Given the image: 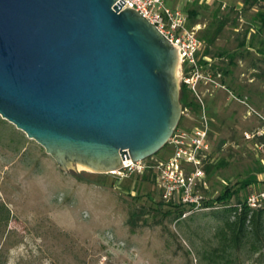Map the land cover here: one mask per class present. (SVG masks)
<instances>
[{"label": "rangeland", "instance_id": "obj_1", "mask_svg": "<svg viewBox=\"0 0 264 264\" xmlns=\"http://www.w3.org/2000/svg\"><path fill=\"white\" fill-rule=\"evenodd\" d=\"M220 5L218 18L228 13L230 22L212 53L234 52L245 32L256 31L253 46L248 52L237 50L243 58L235 60L223 79L235 87L239 101L226 94L219 79L197 83L208 107L207 162L213 165L208 176L204 172L206 189L201 193L209 201L229 188L234 204L236 197L245 201L264 187V28L252 24L253 12L241 11V0L205 1L197 4L198 16L190 20V27L199 26V38ZM184 114L179 128L199 125L197 113ZM5 123L7 130L0 129V206L9 219L5 223L0 218V264H205L198 253L214 243L220 210L192 212L162 203L147 174L117 180L86 169L65 172L37 143ZM13 134L22 139L23 149ZM169 155L162 149L153 159ZM254 174L258 181L243 188ZM141 210L145 214L132 227L131 214ZM240 260L238 264H264V249L248 260L242 254Z\"/></svg>", "mask_w": 264, "mask_h": 264}, {"label": "water", "instance_id": "obj_2", "mask_svg": "<svg viewBox=\"0 0 264 264\" xmlns=\"http://www.w3.org/2000/svg\"><path fill=\"white\" fill-rule=\"evenodd\" d=\"M116 1L0 0V118L65 172L149 159L182 116L176 49Z\"/></svg>", "mask_w": 264, "mask_h": 264}, {"label": "built area", "instance_id": "obj_3", "mask_svg": "<svg viewBox=\"0 0 264 264\" xmlns=\"http://www.w3.org/2000/svg\"><path fill=\"white\" fill-rule=\"evenodd\" d=\"M117 0L114 6L119 2ZM126 8L139 13L153 25L178 54L180 83L194 88L195 82L190 78L191 71L198 67L201 59L203 42L197 36L199 26L189 27L185 5L212 0H123ZM208 124L203 115L199 117V125L193 127H177L166 144L170 155L164 160L154 161L153 157L133 162L122 161V167L107 175L117 180L133 176L150 175L159 190L160 199L164 203L188 207L192 212L206 211V202L201 193L206 189L203 163L208 160ZM203 164V165H202ZM245 204L252 209H260L264 205V187L251 192ZM214 208H217L216 206ZM213 209V207H212Z\"/></svg>", "mask_w": 264, "mask_h": 264}, {"label": "trees", "instance_id": "obj_4", "mask_svg": "<svg viewBox=\"0 0 264 264\" xmlns=\"http://www.w3.org/2000/svg\"><path fill=\"white\" fill-rule=\"evenodd\" d=\"M216 1V0H214ZM198 1L190 3L186 6L192 7L191 10H186L189 18V27L191 18H197L198 11L195 10ZM242 12L251 11L252 14V24L257 25L259 28H264V0H241ZM222 8V5L219 6L218 10L214 12L212 17V23L209 25L205 32H203L202 40L206 45V54H212L213 57L226 58L228 63L225 67L221 68V71L224 75L230 74V68L235 66V60L237 57L243 58L242 53H238L237 50H247L253 46L255 33L245 32L243 40L237 43V50L234 52L228 51H219L216 54L211 52V47L214 46V43L221 35L223 29L230 22L228 13L222 15L218 18V12ZM226 9V7H224ZM230 9V8H229ZM230 10H234L231 7ZM234 22V21H233ZM231 22V24H233ZM254 27V26H253ZM255 51V49L253 48ZM249 50H247L248 52ZM200 65H205L206 63L202 60H199ZM252 67L255 68L256 64L252 63ZM216 66H213L215 69ZM229 88L231 86L228 85ZM239 95V94H238ZM189 93L185 86H181L180 89V103L183 107L185 106H194L193 103L188 102ZM178 127V126H177ZM6 129V123L3 120H0V129ZM12 134V133H11ZM14 138L17 140V144L21 146V149L24 146L21 145L22 139L16 137L13 134ZM166 146L163 148L165 149ZM213 168V165H208V162L205 163L204 170L208 176V171ZM137 177V176H136ZM150 178V176H147ZM257 178L256 174L253 175L251 180L245 181L243 188H247L252 183H256ZM229 188L223 190L221 194L214 200H209L204 203L208 208L213 207V211L220 210L217 212L219 225L215 228L213 234V244L209 249H204L202 252L198 253V259L201 263L205 264H238L240 256L243 254L248 258L259 254L264 249V205L260 209H252L245 204V201L238 200L236 197V203H230V200L233 198V193L228 191ZM162 202V201H161ZM163 203V202H162ZM220 204V205H219ZM180 206V205H177ZM217 208H214V207ZM181 209H184L180 206ZM216 209V210H214ZM184 210L180 211L175 218L180 220L181 216L184 214ZM145 213L143 210L140 212L132 213L129 219V224L133 227L135 222L139 220L141 216ZM136 217V219H134ZM0 218L5 223L8 222L9 214L5 207L0 206Z\"/></svg>", "mask_w": 264, "mask_h": 264}, {"label": "flooded vegetation", "instance_id": "obj_5", "mask_svg": "<svg viewBox=\"0 0 264 264\" xmlns=\"http://www.w3.org/2000/svg\"><path fill=\"white\" fill-rule=\"evenodd\" d=\"M206 45L205 43L203 42V45H202V48H201V59L202 61H204L206 64L205 65H200L199 62H198V67L196 69H193V71H191V74H190V78L192 79V82H195V85H194V88H191V87H188L184 84H181V86H185L186 89L188 90V93H189V98H188V102L189 103H193L195 105L194 106H185L182 107V115L184 116L185 112H188V111H192L194 112L195 114L197 113L198 116H201L203 115L207 121V124L209 123L208 122V118H207V103L205 104L203 98H200V96L198 95V92H197V83H198V80L202 78L207 80L208 82H214L216 79H219L220 82L224 83L223 79L226 78L228 75H224L223 72L221 71V68L225 67L228 63L227 59L226 58H219V57H213L212 54H206ZM237 58H240V57H237ZM236 58V59H237ZM236 65V63H235ZM213 66H216L215 69H213ZM232 68H230V71H231ZM201 71L203 73H201ZM231 74V72H230ZM229 74V75H230ZM224 87L222 86V88L225 90L226 94L228 93H231L232 94V97L234 99H236L237 101H239V95L237 93V90L235 89V87L232 85H229L228 84H225L224 83ZM231 86V88L228 87ZM181 89V87H180ZM180 100V98H179ZM181 104V103H180ZM208 132H209V126H208Z\"/></svg>", "mask_w": 264, "mask_h": 264}, {"label": "bare ground", "instance_id": "obj_6", "mask_svg": "<svg viewBox=\"0 0 264 264\" xmlns=\"http://www.w3.org/2000/svg\"><path fill=\"white\" fill-rule=\"evenodd\" d=\"M78 169H82V168L78 167Z\"/></svg>", "mask_w": 264, "mask_h": 264}, {"label": "crops", "instance_id": "obj_7", "mask_svg": "<svg viewBox=\"0 0 264 264\" xmlns=\"http://www.w3.org/2000/svg\"><path fill=\"white\" fill-rule=\"evenodd\" d=\"M258 181V180H257Z\"/></svg>", "mask_w": 264, "mask_h": 264}]
</instances>
